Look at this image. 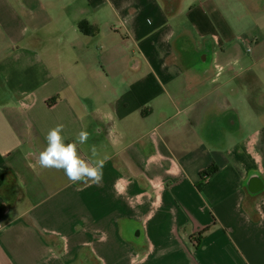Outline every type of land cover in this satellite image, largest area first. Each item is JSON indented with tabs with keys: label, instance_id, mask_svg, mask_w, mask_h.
I'll list each match as a JSON object with an SVG mask.
<instances>
[{
	"label": "crops",
	"instance_id": "obj_1",
	"mask_svg": "<svg viewBox=\"0 0 264 264\" xmlns=\"http://www.w3.org/2000/svg\"><path fill=\"white\" fill-rule=\"evenodd\" d=\"M186 1L0 0V264H264V7ZM60 124L99 183L38 165Z\"/></svg>",
	"mask_w": 264,
	"mask_h": 264
},
{
	"label": "clouds",
	"instance_id": "obj_2",
	"mask_svg": "<svg viewBox=\"0 0 264 264\" xmlns=\"http://www.w3.org/2000/svg\"><path fill=\"white\" fill-rule=\"evenodd\" d=\"M62 124L47 133V146L39 153L38 165L43 169L63 170L71 183L89 181L99 183L102 179L104 159H96L95 146L90 148L92 163L85 160L78 152L77 144L84 145L89 140V132L81 130L74 142L65 143Z\"/></svg>",
	"mask_w": 264,
	"mask_h": 264
},
{
	"label": "rangeland",
	"instance_id": "obj_3",
	"mask_svg": "<svg viewBox=\"0 0 264 264\" xmlns=\"http://www.w3.org/2000/svg\"><path fill=\"white\" fill-rule=\"evenodd\" d=\"M236 1V0H235ZM240 1V0H238ZM246 2H248L250 0H245ZM191 0H187L185 2V6L188 7V5L190 4ZM252 4V3H251ZM259 6L261 8L264 7V2L262 3V0H260V2L258 3H254L253 6ZM236 11H228V17H226L227 21L232 24V26L235 29V33L237 34V43L239 42L240 44H244V48L240 47L237 50V55H258L257 52H255V49L257 48V41L260 38V30L259 27L257 26V23L259 22L258 17L257 16L260 12L256 11V13H252L250 10L247 9V7L244 5H239L237 4ZM111 15V16H110ZM112 14H108L106 16V20L110 21L112 20ZM115 20H113L112 22H114ZM119 29V33H121L123 35V29L118 28ZM186 30V29H185ZM191 30L188 27V33H190ZM107 33H109V29H107ZM192 35V34H191ZM190 34H188L187 36H191ZM246 41H248V44H246ZM108 43V42H107ZM111 45L107 44V54L109 55L110 51H111ZM127 44L123 43L122 48H117L118 50V55H131L130 51H125L126 50ZM249 48L251 50H249Z\"/></svg>",
	"mask_w": 264,
	"mask_h": 264
},
{
	"label": "trees",
	"instance_id": "obj_4",
	"mask_svg": "<svg viewBox=\"0 0 264 264\" xmlns=\"http://www.w3.org/2000/svg\"><path fill=\"white\" fill-rule=\"evenodd\" d=\"M86 25H87L86 23L81 22V23H80V28H84ZM203 175L207 176L205 173H204Z\"/></svg>",
	"mask_w": 264,
	"mask_h": 264
},
{
	"label": "built area",
	"instance_id": "obj_5",
	"mask_svg": "<svg viewBox=\"0 0 264 264\" xmlns=\"http://www.w3.org/2000/svg\"><path fill=\"white\" fill-rule=\"evenodd\" d=\"M246 44H248V41H246ZM249 50H251V49L249 48Z\"/></svg>",
	"mask_w": 264,
	"mask_h": 264
}]
</instances>
